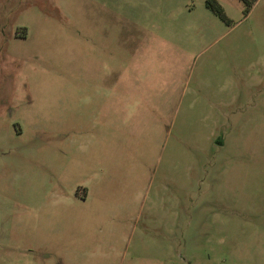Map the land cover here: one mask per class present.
<instances>
[{"label":"rangeland","instance_id":"1","mask_svg":"<svg viewBox=\"0 0 264 264\" xmlns=\"http://www.w3.org/2000/svg\"><path fill=\"white\" fill-rule=\"evenodd\" d=\"M217 1L0 0V264H264V0Z\"/></svg>","mask_w":264,"mask_h":264},{"label":"trees","instance_id":"2","mask_svg":"<svg viewBox=\"0 0 264 264\" xmlns=\"http://www.w3.org/2000/svg\"><path fill=\"white\" fill-rule=\"evenodd\" d=\"M244 4V14H247L250 10V7L254 4L256 0H241ZM205 6L212 11L216 16L226 23L230 22L229 17L227 16L223 6L217 0H205Z\"/></svg>","mask_w":264,"mask_h":264},{"label":"crops","instance_id":"3","mask_svg":"<svg viewBox=\"0 0 264 264\" xmlns=\"http://www.w3.org/2000/svg\"><path fill=\"white\" fill-rule=\"evenodd\" d=\"M108 1V4H112L111 3V0H107ZM192 13V10H191V7L190 6H187V5H184L182 7L179 8V15H184V18L183 17H175L176 19L172 20L170 23V25H174L175 23H179V24H187V23H191L192 21H190L188 19V16L191 15ZM175 15V13L173 14Z\"/></svg>","mask_w":264,"mask_h":264}]
</instances>
